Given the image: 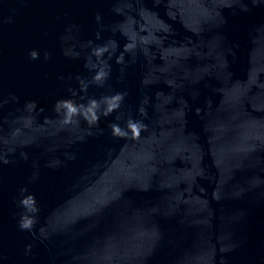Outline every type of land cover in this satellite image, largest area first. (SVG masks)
Instances as JSON below:
<instances>
[{
	"label": "water",
	"instance_id": "95a60500",
	"mask_svg": "<svg viewBox=\"0 0 264 264\" xmlns=\"http://www.w3.org/2000/svg\"><path fill=\"white\" fill-rule=\"evenodd\" d=\"M0 264H264V0H0Z\"/></svg>",
	"mask_w": 264,
	"mask_h": 264
}]
</instances>
